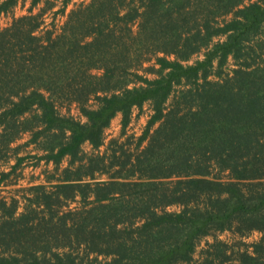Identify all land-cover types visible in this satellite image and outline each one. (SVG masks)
<instances>
[{
	"label": "trees",
	"instance_id": "obj_1",
	"mask_svg": "<svg viewBox=\"0 0 264 264\" xmlns=\"http://www.w3.org/2000/svg\"><path fill=\"white\" fill-rule=\"evenodd\" d=\"M42 2L0 31V167L30 133L55 170L0 199V264H264V0H91L39 36ZM73 103L86 121L62 113ZM146 104L136 151L102 153L114 117L125 130ZM226 230L263 236L194 259Z\"/></svg>",
	"mask_w": 264,
	"mask_h": 264
},
{
	"label": "rangeland",
	"instance_id": "obj_2",
	"mask_svg": "<svg viewBox=\"0 0 264 264\" xmlns=\"http://www.w3.org/2000/svg\"><path fill=\"white\" fill-rule=\"evenodd\" d=\"M55 1L54 6L49 8V3L42 2L38 6H36L33 10V14H37L41 12V9L45 8L46 11L41 17V26L35 32L36 35L45 36L47 32H53V34H57L61 31L62 26L68 19V14L70 11L78 6L81 3H88L91 0H70L68 5L63 8L64 0H52ZM2 0H0V3ZM31 5V0H26L25 3L20 2L16 7L11 9L10 11H0V31L6 30L7 28L12 27L14 20L22 17L26 14H29V8ZM203 58V54L196 55L190 61L192 63L196 59ZM229 65L226 67V71L229 69H233L235 67L233 60L229 61ZM148 77L154 78L156 74H148ZM62 113H70L77 119L82 121H86V118L81 114L80 109L77 104L73 103L70 105H65L62 108ZM152 110L150 106L146 104L142 110L134 109L130 123L127 125L125 130H123L122 125V114H118L112 120L110 126L105 131V145L100 148L102 153L105 150H108V147H111L112 150L118 151L117 155H120L122 148L128 151H136L137 141L139 137L143 134L148 120L150 119ZM30 133H25L22 138H20L16 143L13 144L14 147L20 146V149L17 151H12L11 156L6 160L1 161L0 167V179L2 172H10L12 170V165L16 164L17 156L24 157L21 165L16 169L15 173L6 177L4 181L0 182V199L11 197H16L23 199V195H25L26 190L31 185L45 183L46 182V171L52 173L55 169V165L53 162L47 163L45 160H41L38 157L43 154L42 151L37 150L34 144H30L28 146L25 143L30 139ZM116 140L117 142H115ZM147 144V141H144L141 145L143 148ZM121 146H123L121 148ZM84 149L86 152H92L93 148L89 143L84 144ZM38 154V155H37ZM108 163L109 160H106ZM68 162L64 161L62 164V168L67 166ZM58 173L56 177H58ZM97 179L105 180L107 179L106 174H96ZM56 181L50 182L47 186L48 189L53 190L54 184ZM249 184V183H248ZM23 204V203H22ZM79 203H71L70 208H74L78 206ZM68 208L67 206L63 209ZM22 207L18 210L22 211ZM170 211H178L180 207L177 205H171L166 208ZM263 233L258 230H253L250 232H242L236 230L232 232L230 230H226L223 232H214V235H208L199 239L198 245L196 247V251L194 254V259L199 260L202 258V253L208 248V244L212 243L215 238L220 240L227 241L229 245H231L232 250L235 252V258L238 259V252H243L248 249L249 252L254 250V244L261 240Z\"/></svg>",
	"mask_w": 264,
	"mask_h": 264
}]
</instances>
